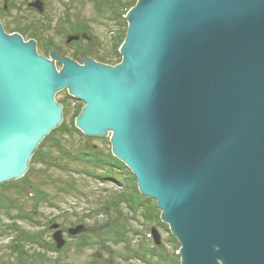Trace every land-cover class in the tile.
I'll use <instances>...</instances> for the list:
<instances>
[{
    "label": "water",
    "instance_id": "95a60500",
    "mask_svg": "<svg viewBox=\"0 0 264 264\" xmlns=\"http://www.w3.org/2000/svg\"><path fill=\"white\" fill-rule=\"evenodd\" d=\"M127 19L115 66L39 55L0 19V184L61 124L67 88L86 103L76 124L112 133L157 200L181 264H264V0H138Z\"/></svg>",
    "mask_w": 264,
    "mask_h": 264
},
{
    "label": "rangeland",
    "instance_id": "374dc122",
    "mask_svg": "<svg viewBox=\"0 0 264 264\" xmlns=\"http://www.w3.org/2000/svg\"><path fill=\"white\" fill-rule=\"evenodd\" d=\"M33 1L35 0H12L11 12H7L1 10L3 0H0V17L8 32L20 31L26 39L37 38L33 36L30 24L40 26L42 21L29 7V3ZM44 1L51 19L44 21L41 26L43 35L38 39L40 53L46 55L48 49L55 44L59 45L62 54L74 56L77 48L86 49L93 40L92 56L97 60L104 58L108 63L118 61L117 48L123 40L126 27L123 20L117 22L115 19L120 17L119 12L114 11L112 14V10L118 7L123 11L120 6L126 0H102L103 3L97 7L91 0ZM63 2H67V5H63ZM82 27L90 34V38H80L68 43L67 34L72 33L69 28L77 31ZM57 99L65 103L63 127L52 131L44 140L24 177L25 182L14 181L6 188L0 187V264H18L19 259V264H99V259H102L103 264H179L176 256L178 243L170 237L166 227H156L161 239L158 247L153 248L151 239L145 240L144 233L151 225L144 223L141 215L135 216L124 203L126 199L121 198L120 192L125 189L122 183L125 182L124 177L119 176L121 183L112 179L102 180L92 175L93 169L86 164L73 162L68 155L62 153L61 149L71 154L73 151L80 152L87 146L88 149L94 147L105 155L111 147L109 136L87 140L83 134L76 133L74 122L82 106L81 102L70 99L66 90L59 92ZM99 172L104 173L105 170H97ZM18 188L24 192L20 193ZM36 189L48 194L43 203L38 200V209L33 208L34 198L27 196L30 191L36 194ZM113 196L118 201L110 205ZM153 206L151 201L150 207L155 209ZM20 212H28L41 220L39 227H34L26 220H18L17 224L23 225L28 233L42 234L38 239H42V244L37 245L30 235L21 240L14 252L13 225L17 220L13 216L16 217ZM51 219L65 228L84 221L100 235H105L106 241L100 246H77L76 240L66 233L65 238L71 243L66 244L62 250L55 251L52 230L45 229V224ZM124 233L127 236L124 240L126 243L122 241ZM108 236L115 237L117 242L108 241ZM144 247L151 248L154 253L150 252L146 257ZM22 257L26 261L22 262Z\"/></svg>",
    "mask_w": 264,
    "mask_h": 264
},
{
    "label": "trees",
    "instance_id": "16d2710c",
    "mask_svg": "<svg viewBox=\"0 0 264 264\" xmlns=\"http://www.w3.org/2000/svg\"><path fill=\"white\" fill-rule=\"evenodd\" d=\"M134 2H135V1H134ZM42 28H43V27H41V26H37V25H36V26L33 27L32 30L34 31V33H35L38 37H42V35H43V33H42L43 29H42ZM100 59H101V60H104V58H100ZM93 166H96V167H97L98 165H97V164H93ZM71 186H72V185H71ZM60 187H61V186H60ZM60 189H62V188H60ZM63 189H64V188H63ZM123 237H124L123 241L126 240V237H127V236H126L125 233H124V236H123ZM81 244H82V243H81Z\"/></svg>",
    "mask_w": 264,
    "mask_h": 264
}]
</instances>
